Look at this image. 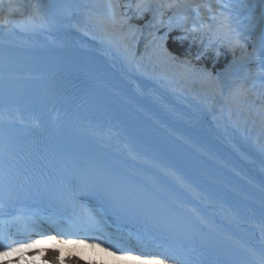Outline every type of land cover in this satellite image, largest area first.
Returning <instances> with one entry per match:
<instances>
[{
  "label": "bare ground",
  "instance_id": "obj_1",
  "mask_svg": "<svg viewBox=\"0 0 264 264\" xmlns=\"http://www.w3.org/2000/svg\"><path fill=\"white\" fill-rule=\"evenodd\" d=\"M61 1H26L28 17L34 5L44 6L47 24L32 27L27 23L28 17L23 22L3 24L0 43L92 51L111 64L116 76L85 69V74L106 90L96 94L99 107L82 111L53 104L55 99L46 83L0 82V126L20 130L62 126L69 138L91 146L143 176L158 190L166 191L176 210L180 209L174 215L179 221L146 212L90 185L78 190L74 201H63L50 191L57 180L34 187L13 184L21 189V194L13 201H3L2 211L16 215L24 206L48 226V217H71L79 214L83 205L97 210L96 228L108 231V224L112 233L130 235L133 244L137 237L171 244L186 264H240L242 260L244 264H264V114L259 117V107L249 105L242 110L239 98L233 95L230 99L232 93L223 100L217 93L210 96L202 86L189 87L174 62L153 53L149 42L158 38L161 27L156 21L144 28L139 42L125 51L109 43L91 24L94 15L100 16L95 7L100 0H82L80 11L71 16ZM101 1L99 10L103 8L105 12L109 0ZM256 3L255 10L262 18V49L264 0ZM249 17L250 22L254 21L253 10ZM197 44H201L199 39ZM260 54L255 55V60L264 65ZM182 69L186 71L185 67ZM242 69L243 64H239L238 71ZM55 71L54 66L0 65V76L4 77H45ZM214 73L205 79L210 82ZM233 75L231 71L226 78L230 80ZM205 79L200 81L201 85ZM231 89L229 86L228 90ZM249 109L256 111L255 116H244L250 115ZM181 212L189 214L193 221L182 219ZM12 230H16L15 225ZM210 240L233 246L239 252L228 255L221 247H213ZM62 244L66 246L64 254L77 251L86 258L97 249L84 243Z\"/></svg>",
  "mask_w": 264,
  "mask_h": 264
},
{
  "label": "snow or ice",
  "instance_id": "obj_2",
  "mask_svg": "<svg viewBox=\"0 0 264 264\" xmlns=\"http://www.w3.org/2000/svg\"><path fill=\"white\" fill-rule=\"evenodd\" d=\"M22 5L16 0H0V23L8 24L11 22L15 13L20 12ZM43 5L36 4L33 11L28 17L27 23L32 27H42L47 24V15L42 11ZM124 7H127L125 5ZM138 19H143V13L152 11L153 21L164 24L163 19L166 10L172 9L173 16H181L185 20L188 9L195 8L197 11L209 8L211 5L197 4L193 0H137L135 5ZM227 10L228 5L224 6ZM108 11L100 16H93V25L103 33L106 40L128 51L133 44L138 43L143 33V29L132 24L129 19H125L119 11L121 5L115 0L107 5ZM159 19H158V16ZM212 23H203L200 27H184L186 33L199 32L201 34V43L205 38L209 43L219 41L235 49L243 48L241 43L242 33L238 28L237 19L228 11L220 12L219 15L212 17ZM152 21L144 25L149 27ZM169 31H172L171 23L168 24ZM151 36L152 33H149ZM167 33L159 38L150 40L149 45L157 57L166 58L169 61L176 62L178 58L170 53L166 47ZM188 39V35L178 36L177 40L183 41ZM146 45V48L149 46ZM255 52V49H254ZM264 54V48L261 50ZM199 57H197L198 59ZM180 65L185 67L187 72L195 75V69L192 67L190 59H184ZM210 75V74H209ZM205 79L203 75L200 77ZM252 88H237L234 93L230 94L237 98H247L250 95H256ZM79 185V189L76 185ZM96 184L101 192L108 193L110 190L105 181L89 174H83L77 178V181L68 180L60 177L57 183L50 191L57 198L72 202L76 199L77 191ZM21 194V189L13 186L11 175L0 165V217L9 216L8 219L0 218V264H38L37 257L44 256L43 264H64V258L60 255L59 249L49 250L38 247L45 241H56L61 237V243L68 244H88L90 247H101L103 251L111 253L124 259H134L145 261L146 264H169V261H175V264H186V261L177 257L175 249L171 244H165L162 241L153 238L144 239L137 237L135 243H132L131 236L116 234L112 232L101 231L95 227L97 221V210L81 205V212L69 216H50L47 218V227L42 220L37 219L34 215L27 212L24 206L19 208L16 215L4 213L3 201H13ZM16 230L12 231V226ZM99 233V234H96ZM67 238V239H64ZM138 249L139 251H135ZM31 250V251H28ZM79 257L76 260H69L68 264H78Z\"/></svg>",
  "mask_w": 264,
  "mask_h": 264
},
{
  "label": "trees",
  "instance_id": "obj_3",
  "mask_svg": "<svg viewBox=\"0 0 264 264\" xmlns=\"http://www.w3.org/2000/svg\"><path fill=\"white\" fill-rule=\"evenodd\" d=\"M137 0H122V13L125 19L130 18L131 23H142V21H146L150 17V12L143 13V19H138V13L136 10ZM127 5V7H124ZM188 35V39L180 41L177 40L178 36H184ZM195 37V38H194ZM198 39L194 34L190 35L189 33H186L185 31H181L177 29L175 32L171 33L170 40L168 43L169 49L174 52L177 55H191L193 56V60L195 65V70L201 71L204 69V67H208L209 69L218 67H226L228 65V62H224L225 55H220L218 52H216L214 49H206L203 47V44H197ZM199 52H202V54H198ZM197 57H199L197 59ZM47 249H59L58 247H52L49 246ZM49 253H45L44 256L37 257L38 264H43L44 257L47 256ZM61 255V251H60ZM79 256H74L72 258L64 259V264H68L69 260H76V258ZM78 264H105L102 262L97 261H86L82 257H79Z\"/></svg>",
  "mask_w": 264,
  "mask_h": 264
},
{
  "label": "rangeland",
  "instance_id": "obj_4",
  "mask_svg": "<svg viewBox=\"0 0 264 264\" xmlns=\"http://www.w3.org/2000/svg\"><path fill=\"white\" fill-rule=\"evenodd\" d=\"M26 1H29V0H23L21 3L22 7H21V10L20 12H17V14L19 15L18 17H15L14 19L16 20V22H23L27 19L28 17V13H29V9H28V5L26 4ZM257 0H250L251 4H252V10L254 12V15H255V18H254V21L252 22H249V29L252 30V35L254 36L253 39H252V42H253V46H254V49H255V53H250L251 55L250 56H255V54H260L261 52V45H260V41H261V36L263 33H261V27H259V23L261 22L262 23V18H261V15H259V12H257L255 9H257V3H256ZM27 5V6H26ZM254 6V7H253ZM256 6V7H255ZM255 10V11H254ZM31 11V10H30ZM31 14V13H30ZM153 21V19L151 20ZM11 23V22H10ZM91 24L92 21H91ZM247 41V40H246ZM247 45H244L243 49L244 51L246 50V47ZM253 49V51H254ZM132 55H133V52L129 51ZM246 52V51H245ZM264 56V54H261ZM245 56L247 57V53L245 54ZM239 60V59H238ZM238 65V64H237ZM233 68L232 67L230 70L233 71ZM255 68V67H254ZM229 72V71H228ZM224 74H227V73H224ZM253 77V76H252ZM256 77V78H255ZM226 78V77H225ZM225 78L223 76H221L220 74L218 75V88L219 90H222L225 86H224V80ZM258 80V79H261V80H264V71L260 74V75H254L253 77V80ZM196 87L194 88H198L199 89V86L203 87V85H201V83H198L196 82ZM262 91H264V87L262 88ZM115 99V97L113 98ZM222 111V110H221ZM189 162V161H188ZM142 165V163H141ZM176 182V181H175ZM45 226V225H44ZM106 226H108V231L104 230V228H100L101 231H106V232H111L110 230V227L109 225L107 224ZM105 226V228H106ZM47 227V226H45ZM110 229V230H109ZM12 231H15V230H12ZM60 237H57V240L56 241H45L44 244L38 246V247H43V248H47L49 246H52V247H58L60 248V251H61V256L62 258L64 259H67V258H72L74 256H79V257H82L84 260L86 261H97V262H102V263H105V264H146L145 261H141V260H134V259H131V258H128V259H124V258H120L118 256H113L111 255V253L109 252H105L103 251V248L101 247H97L95 253L90 256L89 258H86L82 255H80L77 251H73L72 253L70 254H64V251H65V247L64 244H62L60 242ZM211 241V240H210ZM208 241L213 247H216L217 249V246H216V243L213 242V241ZM133 243V242H132ZM28 251H31V250H28ZM135 251H139L138 249L135 250Z\"/></svg>",
  "mask_w": 264,
  "mask_h": 264
},
{
  "label": "water",
  "instance_id": "obj_5",
  "mask_svg": "<svg viewBox=\"0 0 264 264\" xmlns=\"http://www.w3.org/2000/svg\"><path fill=\"white\" fill-rule=\"evenodd\" d=\"M21 80V79H20ZM3 81H6V82H9L10 80H8V79H6V80H3ZM21 81H23V80H21ZM20 82V81H19ZM26 82H36V81H34V80H32V79H27L26 80ZM53 104H55V102L53 103ZM139 132H141L142 134H145V132H143V131H139ZM175 156H177V157H180L178 154H174ZM183 160V159H182ZM197 173H199L198 171H196ZM167 179H169L168 177H167ZM173 183V182H172ZM175 185H177V184H175ZM177 188H178V190H180L181 188L177 185L176 186ZM180 211V209L178 210H176L175 212H172V213H165L164 214V217H165V219H169V220H174V221H179V220H177V218L176 217H174V215H178V212ZM182 214H179V215H181L180 217L182 218V219H185V220H190V221H193V219L191 218V216L189 215V214H187L186 212H181ZM172 215V216H171ZM216 246L217 247H221V249L222 250H226L227 252V254L228 255H234V252H239V250H237V248H233V246H228V245H226V246H224V244L221 242L220 243V241H216ZM240 264H244V261L242 260L241 262H240Z\"/></svg>",
  "mask_w": 264,
  "mask_h": 264
}]
</instances>
